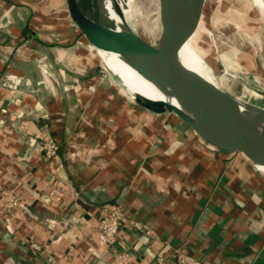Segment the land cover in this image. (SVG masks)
Instances as JSON below:
<instances>
[{
    "label": "crops",
    "instance_id": "1",
    "mask_svg": "<svg viewBox=\"0 0 264 264\" xmlns=\"http://www.w3.org/2000/svg\"><path fill=\"white\" fill-rule=\"evenodd\" d=\"M33 11L31 0H0V264H124L123 250L125 264H147L165 243L208 264H264V177L248 158L128 99L152 98L101 83L90 61L119 68L111 51L79 35L41 40L27 28ZM45 136L58 143L48 161ZM5 190L24 207L7 214ZM114 201L136 225L121 226L112 253L95 224ZM30 239L46 256L23 252Z\"/></svg>",
    "mask_w": 264,
    "mask_h": 264
},
{
    "label": "rangeland",
    "instance_id": "2",
    "mask_svg": "<svg viewBox=\"0 0 264 264\" xmlns=\"http://www.w3.org/2000/svg\"><path fill=\"white\" fill-rule=\"evenodd\" d=\"M58 1L31 0L34 13L33 19L28 22V30L31 31V34H38L41 40L47 42L58 37L61 46L68 45L76 35L77 37L79 35L80 40L89 46L85 37L71 20L65 0ZM91 1L93 7L100 9L106 17L112 19V27L120 31H125L127 27L142 39L156 45L160 34L158 0ZM210 2L211 5L205 11L206 14L208 12L206 15L208 18L205 20V31L214 30L215 36L213 40L208 42L205 33L203 34L204 42L208 45L206 61L212 67L216 79L223 81L221 86L226 92L247 105L248 108L258 109L250 116L252 122L249 125L256 122L264 125V30H262L264 19L257 10L255 11L249 0H210ZM115 5L120 8L123 14L122 18L116 12ZM82 45L85 47L81 46V49H88V46ZM23 48L40 51V49H36L38 47L35 48L30 45ZM111 53L114 59L119 61V68L110 64L103 66L98 58L90 61L91 64H97L100 69V82L111 83L117 89H119V85L117 86L119 83L122 85V91L129 96L134 93L142 95L145 90V83L142 78L129 71L126 77L122 75L121 68L124 71L127 70V67L118 53L113 51ZM221 53L228 54L235 61L237 69L229 68L226 70V66L219 56ZM95 57L97 56L95 55ZM157 92L161 98L160 101H166L174 106L179 105L169 90H157ZM128 99L135 102L130 98ZM169 113L172 112L169 111ZM257 126L258 129L261 128L260 125L255 127L257 128ZM235 152L236 156L241 154L238 151ZM256 171L264 177L262 171L258 169ZM12 237V232L5 231L2 234L3 239L8 240ZM21 246L23 252L31 253L33 256L34 253L30 251L29 246ZM44 255L46 256V254ZM35 256L40 257V253ZM48 261L54 264L53 258L49 257Z\"/></svg>",
    "mask_w": 264,
    "mask_h": 264
},
{
    "label": "water",
    "instance_id": "3",
    "mask_svg": "<svg viewBox=\"0 0 264 264\" xmlns=\"http://www.w3.org/2000/svg\"><path fill=\"white\" fill-rule=\"evenodd\" d=\"M65 2L71 20L88 43L126 58L135 55L146 57L144 66L139 67L140 71L165 84L188 115L166 101L135 97L137 104L157 114L168 110L211 147L223 152L238 151L256 169L257 164L264 166V134L249 132L237 108V99L229 92L214 89L178 58V47L198 29L203 19L205 0H158L160 34L156 45L127 27L121 32L103 26L97 13L89 18L84 9V5L89 3L86 0ZM115 9L122 18L120 8L115 5ZM207 46L202 33L194 47L198 50L202 48L203 55L208 54Z\"/></svg>",
    "mask_w": 264,
    "mask_h": 264
},
{
    "label": "bare ground",
    "instance_id": "4",
    "mask_svg": "<svg viewBox=\"0 0 264 264\" xmlns=\"http://www.w3.org/2000/svg\"><path fill=\"white\" fill-rule=\"evenodd\" d=\"M87 1L89 3L84 5V9H85V14L89 18H91L94 15V13H97L98 19L103 26L110 28V29H114L116 31H120L112 27L113 26L111 25L112 19L110 17H106L100 9L93 7L91 0H86V2ZM249 1L255 8V11L257 10L259 15L264 19V1L263 0H249ZM209 5H211L210 0H205L203 19L200 22L198 29L193 34H191L188 38H186L184 42L180 44V46L178 47V58L184 65H186V67L198 73L214 89H216L217 91H225L224 88L221 86L223 84V81L216 79V77L214 76L212 67L205 60L207 54L202 55L201 51L203 49L199 47V50H198L194 47V45L196 44V41L199 39V36L202 33L203 34L205 33L208 42L214 39V36H215L214 30L205 31V20H206L205 11ZM262 30H264V28ZM118 55L127 67V70L124 73H127L129 71L130 73H133L134 75L142 78L143 82L145 83V90L144 92H142V95L146 97L149 96L153 98L154 100L160 101L161 98L159 97V93L157 92V90L162 91L165 89L168 91L169 88L161 82H157L154 79L152 80L150 77H148L147 75L143 74L140 71L141 70L140 68L144 66V64L146 63L147 58L140 56V55L128 56L127 58L121 54H118ZM219 56L222 58V61L224 62L226 66V70H228L229 68L237 69V65L235 61L228 54L221 53ZM107 71L110 73L109 70ZM176 107H178L181 111H183L184 113H186V115H188V113L180 105H177ZM237 108L240 111V114L242 115V118H243V123L246 126V128L249 130V132L253 133L254 135H263L264 125L262 123L260 122L254 123L255 126L256 125L261 126V128L259 129H258V126L256 128L254 124L249 125V123L252 122L250 119V116L255 112V110H258V109L248 108L247 105H245L238 99H237ZM246 123H248L247 125L249 126H247ZM256 167L264 171V166L257 164Z\"/></svg>",
    "mask_w": 264,
    "mask_h": 264
},
{
    "label": "built area",
    "instance_id": "5",
    "mask_svg": "<svg viewBox=\"0 0 264 264\" xmlns=\"http://www.w3.org/2000/svg\"><path fill=\"white\" fill-rule=\"evenodd\" d=\"M4 46H0V49H3ZM41 156L44 161L52 159L58 150V143L49 137L45 136L42 138L40 147ZM4 203L3 210L7 214L12 213L16 208H23L24 204L18 196L17 192L3 191ZM130 225V227L135 226L136 224L133 221H130L126 218L125 212L122 208L120 201L104 203L99 207V213L97 215V222L95 224V231L97 238L104 245L106 251H113V245L116 243L119 229L125 223ZM55 223L53 219L48 221L49 227ZM26 246H29L30 251L36 255L45 254V250L42 245L35 239H30L25 243ZM164 252L154 253L150 259L146 262L147 264H208L207 261L193 256L185 252L181 247H176L170 243H165ZM72 246H69L67 251L71 253ZM115 259L122 263H127L129 257L131 256L128 251L123 250L114 253Z\"/></svg>",
    "mask_w": 264,
    "mask_h": 264
},
{
    "label": "trees",
    "instance_id": "6",
    "mask_svg": "<svg viewBox=\"0 0 264 264\" xmlns=\"http://www.w3.org/2000/svg\"><path fill=\"white\" fill-rule=\"evenodd\" d=\"M112 57H113V55H112ZM6 256H5V253H2V255H1V258L2 259H4ZM1 260V259H0ZM6 260V259H5Z\"/></svg>",
    "mask_w": 264,
    "mask_h": 264
}]
</instances>
